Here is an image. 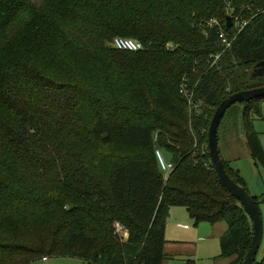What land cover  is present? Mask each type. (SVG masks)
<instances>
[{
  "label": "trees",
  "instance_id": "obj_1",
  "mask_svg": "<svg viewBox=\"0 0 264 264\" xmlns=\"http://www.w3.org/2000/svg\"><path fill=\"white\" fill-rule=\"evenodd\" d=\"M228 4L253 17L225 49ZM126 36L143 48L113 46ZM260 61L264 0H0V264H164L181 205L196 225L226 223L216 258L242 264L252 222L217 177L208 128L224 98L264 86L250 75ZM263 104L225 113L241 115L255 167ZM157 149L175 165L167 175Z\"/></svg>",
  "mask_w": 264,
  "mask_h": 264
},
{
  "label": "rangeland",
  "instance_id": "obj_2",
  "mask_svg": "<svg viewBox=\"0 0 264 264\" xmlns=\"http://www.w3.org/2000/svg\"><path fill=\"white\" fill-rule=\"evenodd\" d=\"M229 4L227 5V8ZM228 13V12H227ZM231 13V12H230ZM229 15V13L227 14ZM250 15H246V18ZM227 17V16H226ZM215 19H210V22ZM220 24V23H219ZM225 26L227 25V20L224 21ZM221 27L222 24H220ZM232 31V30H231ZM234 31V30H233ZM128 37V36H126ZM131 38L136 40V37L131 36ZM115 40V39H114ZM113 40V46H114ZM238 107V106H236ZM262 114L264 115V104L262 109ZM255 129L260 132L261 144L264 147V119L255 121ZM219 147L222 149V154L228 156L227 142L231 143L228 146L231 147L232 153L236 156V159L230 165L236 171H239V175L242 176L243 181L247 190L252 194L255 193L256 197H261L264 193V166L259 163L256 167L254 166V161L252 160L250 149L243 143L242 138L246 139L245 133L242 129V119L241 115L237 116L236 111H230L225 115L219 126ZM124 153H133L129 149L121 147ZM166 158L167 155L165 154ZM239 169V170H238ZM254 195V194H252ZM262 219L264 222V201L259 203ZM194 228V221L189 222ZM197 233H191L187 235V244L191 246L190 248L180 249L177 253L174 249L171 254H167L168 257L165 260V264H187L188 259L195 261V264H217L216 257L220 253V239L218 238V232L213 229L210 223L206 221H200ZM263 240L261 246L259 247V253L257 255L256 261L259 262L264 257V224H263ZM46 258V257H44ZM44 258H38L29 264H90L87 261L70 256H53L48 257L46 260Z\"/></svg>",
  "mask_w": 264,
  "mask_h": 264
},
{
  "label": "water",
  "instance_id": "obj_3",
  "mask_svg": "<svg viewBox=\"0 0 264 264\" xmlns=\"http://www.w3.org/2000/svg\"><path fill=\"white\" fill-rule=\"evenodd\" d=\"M227 25L229 28L233 26L231 17L227 16ZM251 77L264 76V61L258 62L250 73ZM257 97H264V86L254 87V89L240 90L239 92L228 95L219 106L215 109L213 117L208 128V142L210 160L215 168L217 177L221 185L230 192L244 207L250 221L252 222L253 234L252 241L247 255L242 264H254L258 255L259 247L263 240V219L260 206L254 199L253 195L244 186H240L228 174L225 163L221 155V148L219 147L218 128L225 117L226 111L235 104L252 101Z\"/></svg>",
  "mask_w": 264,
  "mask_h": 264
},
{
  "label": "crops",
  "instance_id": "obj_4",
  "mask_svg": "<svg viewBox=\"0 0 264 264\" xmlns=\"http://www.w3.org/2000/svg\"><path fill=\"white\" fill-rule=\"evenodd\" d=\"M262 109H263V107H262ZM257 120H263V119H257ZM242 141L246 145V139L242 138ZM228 144L232 145V142L231 143L227 142V145H226L227 146L226 151H228V156H224L222 154V149H221V155L225 161H231L232 162L233 160L236 159V156L232 153L231 147L228 146ZM252 194H254L253 196H256L255 193H252ZM170 209L171 210H170V214H169L167 221H166V229H165V239H167V243H166L165 248H164V254L167 257H168L167 254L168 253L171 254L174 249L176 250L175 253H177L178 251H180V249L191 247L187 244L188 239H186L187 238L186 236L191 234V233H197V231H198L197 225L199 224L198 223L196 225V223H195L194 228L191 226V224H189V222H192L194 220L191 218L187 208H185L184 206H182V205L181 206H172ZM211 226L213 227L214 230H215V227H216V230L219 227V230H217L218 238L222 234H224V232L227 230V224L224 222H217L215 224H211ZM171 255H175V254H171ZM229 260H230V258H228V259L216 258L217 264H227ZM164 264H165V262H164Z\"/></svg>",
  "mask_w": 264,
  "mask_h": 264
},
{
  "label": "built area",
  "instance_id": "obj_5",
  "mask_svg": "<svg viewBox=\"0 0 264 264\" xmlns=\"http://www.w3.org/2000/svg\"><path fill=\"white\" fill-rule=\"evenodd\" d=\"M227 9L229 13V15L227 16L231 17L233 26L231 28L227 26L226 27L227 29L232 30L231 33L235 34V36L232 38H229V31L225 30L224 28H220L219 39H221L222 43L225 45V49L232 46L233 42L235 41V37L238 35L240 31H242L248 25V22L250 21L251 17H253L252 15H250L249 17L246 18V15H245L246 11H244L246 9L237 10L238 11L237 14H233L234 10L231 9L230 4ZM208 24H210L211 26L217 25V23L214 20H212L211 22L209 20ZM114 46L120 50H128V51H137L143 48V44L140 41H137L132 38H127V37L115 38ZM214 55H215V58L213 60V63H215L220 58L221 53L218 52ZM156 155H157V160H158V163L160 164L161 170L164 172V174L167 175L174 169L175 167L174 163L170 162L166 158V156H164L161 149L156 150ZM46 259L47 258H44V260Z\"/></svg>",
  "mask_w": 264,
  "mask_h": 264
}]
</instances>
